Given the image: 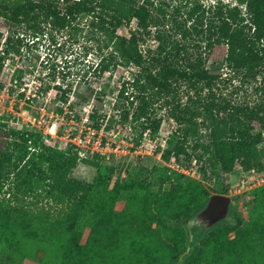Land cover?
<instances>
[{
  "label": "trees",
  "instance_id": "trees-1",
  "mask_svg": "<svg viewBox=\"0 0 264 264\" xmlns=\"http://www.w3.org/2000/svg\"><path fill=\"white\" fill-rule=\"evenodd\" d=\"M235 1L207 7L201 0H179L169 10L165 0H0V17L25 26L34 42L40 40L45 26L58 33H70L80 16L92 17L93 27L103 37V54L94 71L104 75L120 67L136 69L117 96L119 102L126 101L122 117L124 121L132 118L136 138L141 140L148 131L157 135L164 123L158 112L167 108L178 128L167 139L163 159L184 156L200 160L204 156L197 153L202 148L204 155H214L221 173L226 174L234 170L236 163L248 171L260 169V145L264 141L263 131H256L258 127L264 130V98L255 103L236 101L219 90L221 75L216 73L217 68L244 73L245 81L264 76V0ZM61 2L66 5L63 9L59 7ZM133 20L137 27L131 36L120 35L118 30ZM150 39L156 45L144 49ZM12 42L13 36L8 35L6 45L13 46ZM18 42L22 45L21 39ZM210 60L213 69L208 67ZM53 88L68 102L74 87L60 84ZM99 88L101 94H106L109 85ZM103 116L98 111L90 114L98 131ZM47 138L42 131L17 130L0 121V255L16 263L15 256L20 260L27 256L25 241L60 240L65 258L74 259L75 264H92V256L105 257L114 249L115 239L111 246L108 241L103 244L101 234L103 229L118 231L116 202L122 189L117 184L108 189L100 165H96L99 175L94 184L72 177L78 155L55 148L46 143ZM191 182L196 186L183 194L151 191L140 196V191L132 190L130 203L143 207L138 212L140 223L162 225L165 215L188 221L202 212L211 194L200 182ZM103 188L104 197L95 194ZM32 195L53 199L56 210L48 205L33 210L27 201ZM255 198L251 221L211 231L197 245L193 258L200 262L211 251L207 264H264L260 259L264 251L258 252L255 239L262 236L264 240V187L257 189ZM151 201L157 213L150 211ZM31 215L37 219L32 221L28 218ZM89 226L90 237L82 245V233ZM232 232L235 238L230 239ZM184 234L179 235L184 238ZM134 241V253L140 256L142 248ZM142 246L144 257L150 258L153 253L149 245Z\"/></svg>",
  "mask_w": 264,
  "mask_h": 264
},
{
  "label": "rangeland",
  "instance_id": "rangeland-1",
  "mask_svg": "<svg viewBox=\"0 0 264 264\" xmlns=\"http://www.w3.org/2000/svg\"><path fill=\"white\" fill-rule=\"evenodd\" d=\"M165 1L169 3L168 9L172 10L179 0ZM220 1L224 4H236L235 0H201L207 7ZM65 6L63 2L59 5L61 9ZM152 9L157 12L155 7ZM92 20V17L80 16L71 27L70 33L69 30L58 33L45 26L40 40L35 39L34 42L25 26L13 24L0 17V57L10 50L6 52V58L0 62V121L17 130L26 128L42 131L48 137L46 143L61 151L77 154L78 164L71 172V176L75 179L83 183H96L99 175L96 165H100L103 167L101 171L108 189H113L116 184L120 185L122 191L116 202V210L119 213L116 221L118 231L113 233L103 229L101 234L103 244L115 239L114 249L105 257L92 256L95 258L92 264H207L211 251H208L207 255L198 262L193 258L197 245L211 231L220 229L221 226L247 223L255 213V193L257 189L264 187V141L260 145L262 167L258 172L261 175L249 174V178L259 182L247 184L245 187H240L239 183L248 170H245L240 163H236L233 171L221 173L220 165L214 155L212 153L204 155L202 148L197 153L204 156L200 160H189L184 156L172 157L169 161L163 159L160 143L178 128L176 122L168 116L167 108H160L158 112L164 117L160 132L157 135L145 136L142 138L144 145L136 148L142 145V141L138 140L132 131L135 128L132 118L128 121L123 120L122 113L126 101L119 102L117 97L118 89L122 87L124 81L136 73V69L120 67L114 73L104 75L94 71L95 64L100 61L103 54L100 49L103 45V37L101 32H97L93 27ZM136 27L137 22L133 20L130 25L121 27L118 32L129 37ZM8 35L13 36V46L8 47L5 43ZM18 39L22 40V45ZM14 45L16 48L12 49ZM155 45L156 41L150 39L144 49ZM16 49L19 51L16 52ZM208 67L213 69L212 60L209 61ZM216 73L221 75L220 92L233 96L236 101L255 103L264 98V76L257 81H245L244 73H234L226 67L217 68ZM60 84L64 87L68 85L74 87L68 102L60 98L57 90L53 88L54 85ZM104 84L109 85V88L106 94H101L99 87ZM70 102L73 105H70ZM68 111H72V114ZM93 111L105 116L99 119L102 128L99 130L100 133L96 134V138L104 146L109 144V148L102 150L103 152H92L88 149L89 144L86 143L87 130L83 118ZM256 131L264 133L260 127ZM71 134L80 136L82 156L78 154L80 148L76 146L74 136ZM131 137L134 139L133 142L130 140ZM201 138L203 142L206 141L205 134ZM90 147H93L92 144ZM155 147H157L156 152L151 154V150ZM181 175L182 177H179ZM167 176L170 177L169 180H165ZM179 178L182 180L179 181ZM191 181L200 182L211 195L220 193L232 197L234 202L229 216L215 223L208 230L205 225L193 223L194 215L188 221L165 215L163 218L166 220L162 225L154 223L149 226L140 223L141 217L138 212L142 211L143 207L140 204L137 208V205L130 203L132 190L140 191L138 194L140 196L151 191L183 194L185 190L196 186ZM125 185L131 187L127 189ZM104 189L103 192L97 191L95 194L104 197ZM39 191L41 194V190ZM10 195L7 194V198H10ZM11 199L14 200V195ZM27 201L32 205L33 210L45 205L53 206L56 210L57 206L53 199H44L43 196L37 198L32 195ZM151 202L150 211L157 213L155 203ZM172 204L174 206L176 202ZM69 213L71 214L70 211ZM28 218L32 221L37 219L32 215ZM91 231L90 226L84 229L82 245L88 242ZM182 232L185 233L184 238L179 235ZM229 238H235V232L230 233ZM255 239L258 252L262 253L264 240L262 236ZM133 240L139 243L138 247L142 248V255L134 253L136 250L131 245ZM142 243L149 245L153 253L150 258L144 257ZM109 244L113 245L112 242ZM24 247L27 256L22 260L15 256L16 263H11L7 257L0 255V264H75L74 259L63 256L65 249L60 240L54 243L29 240L24 242ZM211 250L213 251L212 248ZM102 258L116 259L120 262L115 263ZM260 259L264 260V257Z\"/></svg>",
  "mask_w": 264,
  "mask_h": 264
},
{
  "label": "built area",
  "instance_id": "built-area-1",
  "mask_svg": "<svg viewBox=\"0 0 264 264\" xmlns=\"http://www.w3.org/2000/svg\"><path fill=\"white\" fill-rule=\"evenodd\" d=\"M70 114H72V111H68ZM75 117V116H73ZM83 124L86 126V130H87V140H86V143L89 144V147L88 149H91L92 152L94 151H98V152H103L102 150L104 149H108L109 148V144L107 143L106 146H104L103 143H101V141H98V138H96V134H99L100 132L98 130H96L92 124V120L90 118V114H88L87 116H85L83 118ZM97 132V133H96ZM151 134L150 131L146 132L143 136V138L147 135ZM73 137V139H75V144L77 147H79L80 149L78 150L80 156H82L83 154V149H82V140L80 139V136H76L74 134H71ZM152 135V134H151ZM79 139V140H78ZM168 139V138H167ZM167 139H164L163 140V143H160V146H161V153H163V150L167 147ZM130 140L133 142L134 139L131 137ZM48 141V140H47ZM142 141V139H141ZM144 142L142 141V145L140 144L139 146H137L136 148H140L142 147L144 144ZM92 144V148L90 147V145ZM157 150V147L153 148L151 150V154H153L154 152H156ZM248 174V175H247ZM249 174H254V175H257V176H260L261 174L258 172L257 169H252V170H249L246 175L244 176V179L239 183V186L240 187H245V185L247 184H250V183H255L256 181L259 182V180H256L255 179H252V178H249Z\"/></svg>",
  "mask_w": 264,
  "mask_h": 264
},
{
  "label": "water",
  "instance_id": "water-1",
  "mask_svg": "<svg viewBox=\"0 0 264 264\" xmlns=\"http://www.w3.org/2000/svg\"><path fill=\"white\" fill-rule=\"evenodd\" d=\"M234 200L224 194H213L208 200L205 209L196 214L192 221L196 225H205L206 230L210 229L217 221L229 216L230 208Z\"/></svg>",
  "mask_w": 264,
  "mask_h": 264
},
{
  "label": "flooded vegetation",
  "instance_id": "flooded-vegetation-1",
  "mask_svg": "<svg viewBox=\"0 0 264 264\" xmlns=\"http://www.w3.org/2000/svg\"><path fill=\"white\" fill-rule=\"evenodd\" d=\"M222 220V219H221ZM221 220H219V221H221ZM219 221H217V222H219Z\"/></svg>",
  "mask_w": 264,
  "mask_h": 264
}]
</instances>
